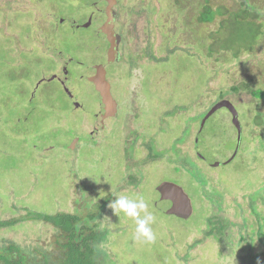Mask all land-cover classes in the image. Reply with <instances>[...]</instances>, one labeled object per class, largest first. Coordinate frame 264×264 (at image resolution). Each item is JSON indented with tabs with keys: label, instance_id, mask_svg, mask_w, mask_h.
I'll use <instances>...</instances> for the list:
<instances>
[{
	"label": "rangeland",
	"instance_id": "374dc122",
	"mask_svg": "<svg viewBox=\"0 0 264 264\" xmlns=\"http://www.w3.org/2000/svg\"><path fill=\"white\" fill-rule=\"evenodd\" d=\"M113 1L114 31L122 40L107 63L108 0H0V219L22 217L27 209L84 214L111 196L99 225L117 264H234L248 244L260 250L259 224L264 241V190L253 202L257 215L250 208L251 195L264 188V120H256L264 102L231 88L245 71L255 80L264 71V49L238 62L229 54L207 58L196 45L197 32L204 41L208 32L195 23L199 5L180 10L175 0ZM100 63L116 103L106 119L103 85L94 79ZM219 101L237 112V153L230 114L217 108L206 116ZM153 139L161 154L151 161ZM185 158L208 185L195 180ZM129 172L141 173L138 185L127 184ZM164 183L182 188L190 217L166 214L169 203L158 195ZM210 188L217 194L208 195ZM120 193L144 196L156 217L154 243L137 241L134 221L108 208ZM219 193V215L234 224L227 243L204 234L213 214L207 195L215 206ZM243 218L255 233L251 239L239 237ZM53 235L48 225L23 221L1 229L0 244L44 247Z\"/></svg>",
	"mask_w": 264,
	"mask_h": 264
},
{
	"label": "trees",
	"instance_id": "16d2710c",
	"mask_svg": "<svg viewBox=\"0 0 264 264\" xmlns=\"http://www.w3.org/2000/svg\"><path fill=\"white\" fill-rule=\"evenodd\" d=\"M175 5L180 10L187 8L185 7L186 5H199L198 12L194 18L196 20L195 23L204 26L201 28H203L205 32L206 29H208V32H206V42L199 36L200 32H197L198 37L196 39V45L200 46L198 49L203 47V54L205 53L207 58L214 57L218 60V57H216L218 54H222L223 57L229 54L231 59L238 62L242 55L253 57L264 49V0H175ZM117 53L116 55H118ZM244 66H246V64H244ZM244 74V78L241 81L242 83L232 87L231 92L237 93L239 91H244L252 100L264 102V71H259L256 80L254 75L251 77L247 71H245ZM221 98H223L222 95ZM212 109L213 108L210 110ZM207 113L206 116L209 114ZM206 119L207 118H205L204 121ZM256 120L262 122L264 116L258 114ZM129 135L135 136L134 141L132 140L135 142L137 134L129 131ZM133 142L128 145L132 147V149ZM153 142L154 139L152 143L151 141L148 143V159H151V161L160 157L159 154H161L156 151ZM128 146L126 144V148ZM239 148H237V150ZM172 149L175 151L174 147H172ZM237 150L235 153H237ZM130 158L131 155L127 153V159ZM183 161L186 164L192 165V168L195 169V180L197 182L201 180L204 186L208 185L209 180L201 173L200 168L195 163L189 158H185ZM186 170H188V168ZM140 174V172H129L126 178L127 184L138 185L141 180ZM160 189H158L159 196ZM263 190L264 188H261L260 191L254 192L250 197V208L254 215L257 214L253 202L257 198H261ZM209 191L217 194L213 188L208 190V195H210ZM208 195L207 198L212 205L213 214L206 219L207 225L204 231L205 238L215 236L220 242L226 239L225 243H227L225 234L227 231L232 230L234 224L219 215L222 213L224 198L221 193H219V197L214 196L212 198L215 203L214 206ZM107 199H111V196L105 198L103 202L98 203V205L95 206L96 210L88 211L84 214L76 211L72 213L57 212L51 215L27 209L26 214L22 217L10 220L0 219V230L4 228H13L23 221L38 222L54 229L51 242L44 247L42 245H35L32 247L23 246L12 241L2 242L0 244V264H117V261L108 256L104 248V244L109 237L107 230L99 225L104 215ZM235 206L238 211L240 209L244 211L242 209V204L236 202ZM239 225L242 228L241 231H244V233L242 232L239 236L241 240H244V237L251 239V237L255 235L254 231H249L246 218H243ZM257 236L260 250L255 252L253 251L252 243L248 244L247 249L250 251L244 254L246 255L245 257L242 253H239V258L236 259L237 257H235L236 262L234 261V264H258V261L259 264H264V241L261 239L263 236V228L260 224L257 230ZM197 244L198 243L195 242L193 246ZM229 246L231 247L232 244ZM224 250H229L231 253L234 251L230 248ZM240 255H242L241 258ZM227 258H230V254L225 255V258L222 259L225 260Z\"/></svg>",
	"mask_w": 264,
	"mask_h": 264
},
{
	"label": "water",
	"instance_id": "95a60500",
	"mask_svg": "<svg viewBox=\"0 0 264 264\" xmlns=\"http://www.w3.org/2000/svg\"><path fill=\"white\" fill-rule=\"evenodd\" d=\"M108 2H109L108 8H107L108 17L104 23L103 30L105 31L104 32L105 35L108 36L110 50H109V56L107 59V63H110L116 59L115 55L117 52L115 51L116 43H115V37L112 32L113 19H112V15L110 12V9L112 8V5L115 2L113 0H108ZM95 70L96 71L94 73V79L97 81V83L102 84L103 89H104L103 107L106 113H105V116L102 117V119L106 117H112L116 113V103L110 94L109 84L107 83L105 79L104 65L102 63L96 65ZM217 108L224 109L226 110V112L230 114L231 123L236 130L237 148H238V144L241 139V126L237 118L236 110L234 109L232 105H229L225 101H221L217 103L215 107H213V109L209 112V114L213 112L214 109H217ZM160 198L163 200L166 199L169 202V207L166 211V214L174 215V216L190 217L192 213V207H191L190 200L188 199L186 194L183 192L182 188H180L179 186L175 184H170V183L163 184L160 189Z\"/></svg>",
	"mask_w": 264,
	"mask_h": 264
},
{
	"label": "clouds",
	"instance_id": "9594fccd",
	"mask_svg": "<svg viewBox=\"0 0 264 264\" xmlns=\"http://www.w3.org/2000/svg\"><path fill=\"white\" fill-rule=\"evenodd\" d=\"M102 194L105 193L101 192L100 196ZM108 208L111 209L116 216L123 214L125 217L131 218L134 221V238L137 241L147 244L155 242L156 234L153 231L152 225L156 222V217L151 211H149V204L143 195H129L120 193L119 195L115 196V199L108 204ZM104 219L111 223L109 217H104Z\"/></svg>",
	"mask_w": 264,
	"mask_h": 264
},
{
	"label": "flooded vegetation",
	"instance_id": "af4514ba",
	"mask_svg": "<svg viewBox=\"0 0 264 264\" xmlns=\"http://www.w3.org/2000/svg\"><path fill=\"white\" fill-rule=\"evenodd\" d=\"M106 8H108V7H106ZM111 14H112V18H113V30H112V32H113V35H114V37H115L116 50H117V52H118L117 46H118V44L121 42V40H122V36L119 35V34H116L115 31H114V22H115L116 15H115L113 9H111ZM102 26H103V25H102ZM116 32H117V31H116ZM116 50H115V51H116ZM108 56H109V55H108ZM59 83L62 85V82H61V81H59Z\"/></svg>",
	"mask_w": 264,
	"mask_h": 264
}]
</instances>
